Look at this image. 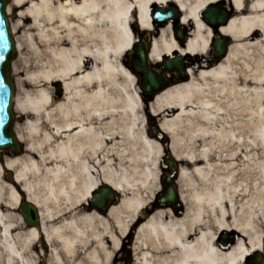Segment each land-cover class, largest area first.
Segmentation results:
<instances>
[{"label": "bare ground", "instance_id": "6f19581e", "mask_svg": "<svg viewBox=\"0 0 264 264\" xmlns=\"http://www.w3.org/2000/svg\"><path fill=\"white\" fill-rule=\"evenodd\" d=\"M13 3L23 53L15 72L52 87L18 102L35 122L27 141L35 158L0 164V264H37L42 250L50 264H254L250 255L264 254V0ZM171 3L190 30L182 54L207 55L212 32L202 15L210 6L233 14L219 29L233 40L228 54L215 67L192 68L189 82L150 107L160 118L157 140L167 135L185 162L181 212L153 209L163 150L125 62L134 29L152 30L153 8ZM174 49L162 31L151 57ZM6 170L15 184L5 182ZM100 183L120 191L122 203L106 216L84 213ZM22 195L40 208L41 229L26 227ZM144 208L153 213L138 220L130 254L126 239ZM229 232L238 238L224 245L218 235Z\"/></svg>", "mask_w": 264, "mask_h": 264}, {"label": "flooded vegetation", "instance_id": "af4514ba", "mask_svg": "<svg viewBox=\"0 0 264 264\" xmlns=\"http://www.w3.org/2000/svg\"><path fill=\"white\" fill-rule=\"evenodd\" d=\"M12 1L8 0V10L19 11L17 8L12 7ZM153 8L151 13L152 30L140 29L138 26L134 29V49L126 56V65L131 71L137 73L136 80L137 84L143 88L141 93L142 101L145 103V107L150 113V106L155 100L154 92L157 89L164 87L165 91L179 86L183 83L189 82L190 76L188 72L197 66L202 68L205 66L215 67L221 61L219 53L216 49L217 44L220 43L221 49L228 51L231 46V41L228 36H222L219 29L222 25L215 24L213 27L202 15L203 20L208 25L212 32L210 46L208 53L205 57L198 55L182 54L180 51L184 50L188 40L190 38V30L188 26L181 24L182 13L180 9L175 7V4L171 3L168 6ZM219 9H213L212 11H218ZM158 11H164V18H171L169 24L161 22V15ZM208 11V9L206 10ZM231 18L230 14L228 15ZM162 31L167 32V38L173 41L177 46L170 53H162L158 60H154L151 57L153 51V43L155 40L161 37ZM140 53H144L146 57V63L140 59ZM143 70H147L153 76V84L149 86L148 90L145 85H150L147 76L143 74ZM148 126H157L156 121H147ZM84 206V205H83ZM84 213H88L84 207H81ZM26 227L31 229L30 224L26 221ZM38 229V228H37ZM254 261V259H251Z\"/></svg>", "mask_w": 264, "mask_h": 264}, {"label": "water", "instance_id": "95a60500", "mask_svg": "<svg viewBox=\"0 0 264 264\" xmlns=\"http://www.w3.org/2000/svg\"><path fill=\"white\" fill-rule=\"evenodd\" d=\"M6 0H0V152L6 151L17 155L21 151L18 136L13 132L15 116L13 113V99L15 96V87L11 79L10 67L16 56V42L12 35V28L9 23L8 13L6 11ZM160 14L162 11L159 12ZM219 17L217 18L216 17ZM206 18L214 24L216 18L226 23L228 20L225 13L220 11H208ZM143 58V55H141ZM149 83L153 84L152 75L148 74ZM162 88L156 92H161ZM170 179H168V182ZM118 192L109 185L102 186L96 194H93L92 206H95L100 212L108 210L110 202L117 203ZM161 203L168 205H177L178 198L176 188L171 183L166 194L161 198ZM21 212L31 224L36 225L39 218L38 210L30 204L21 206ZM234 243L225 241L224 245Z\"/></svg>", "mask_w": 264, "mask_h": 264}, {"label": "rangeland", "instance_id": "374dc122", "mask_svg": "<svg viewBox=\"0 0 264 264\" xmlns=\"http://www.w3.org/2000/svg\"><path fill=\"white\" fill-rule=\"evenodd\" d=\"M12 7L15 8L12 4ZM21 11H8L9 15H10V21H11V25H12V28L15 26V25H18L19 23V18H18V14L20 13ZM13 31H14V37L15 39L17 40V38L21 35L22 33V30L20 31L19 29L18 30H14L13 28ZM22 54L23 53H20L19 50H18V53H17V57L16 59L14 60V62L12 63V66H11V74H12V78L14 80V83L16 85V106H15V115H16V124H15V131L16 133L19 135L18 131H20L21 133L24 134L25 138H26V142L23 140L22 141V152L17 156V157H14L10 154H7V153H0V164H4L6 159H14V158H20V159H26L28 156H31V157H34L31 150H29L28 146H27V143L31 140V123H35L33 119L29 118L28 114L23 111L19 106H18V102H24L27 98V94H31L33 95V97H35V93L37 91H40L42 89H47V88H51L52 84H49L46 82V81H43V80H39L37 81V83H33L31 82L30 80L26 79V77L24 76H20L19 74H17L15 72V69H14V66H15V62H18L20 61L21 57H22ZM54 86V85H53ZM61 96V95H60ZM140 113H142V115H146V120L148 121H152V122H155L156 120V123L157 121L160 119L159 117H156V118H153L152 116H150L147 112V109H144L143 108V111ZM35 129V128H34ZM32 129V130H34ZM150 129V133L153 132V131H156L158 133H161L159 131L158 128H156L155 126L152 127L150 126L149 127ZM152 140H154L155 142H157L158 146L162 148L163 150V153L162 155L165 153V154H168L171 152L170 150V145H171V141L169 140V138H167L168 136L166 135V137H164L163 140H157L156 137L154 136H150ZM33 139V138H32ZM34 140V139H33ZM28 141V142H27ZM160 162V159L158 160ZM117 163V162H116ZM178 165H180V168L182 165H185V162L184 161H178L177 162ZM180 168H179V171H178V174L180 173ZM179 176L180 175H177V187L179 189V194L181 193V188H183V183L181 182L180 183V186L178 184L179 182ZM13 178V172L9 171V170H6V180L5 182L7 184H15L13 182H11V179ZM159 182V181H158ZM160 184V183H159ZM160 188V186H159ZM26 199V196L25 195H22V199ZM179 207H181V205H179ZM156 208H158L156 206ZM160 208H163V207H160ZM153 210V209H152ZM181 212V210H180ZM21 214V213H20ZM151 214V212L148 213V215H144V217H148L149 215ZM22 216V215H20ZM139 221L132 227L131 231H130V235L128 237V239H126V245L125 247H131L132 244H133V239H134V234H135V231L137 230L138 226H139ZM228 233H224V236L225 237H228L229 239L231 238V235H227ZM229 234H232L231 232H229ZM235 238L234 240L236 241V239L238 238L237 237V234L236 233H233L232 234ZM236 235V236H235ZM220 236V234L218 235V237ZM222 238V237H221ZM231 245V244H230ZM129 252L131 254V249L129 248ZM122 255V253H121ZM48 260H50V253H45V251H40V255L38 256V259H37V264H47L48 263ZM66 264H69L68 262H66Z\"/></svg>", "mask_w": 264, "mask_h": 264}]
</instances>
